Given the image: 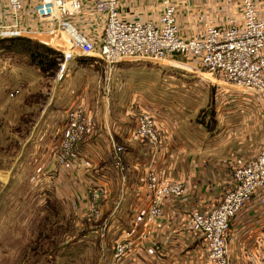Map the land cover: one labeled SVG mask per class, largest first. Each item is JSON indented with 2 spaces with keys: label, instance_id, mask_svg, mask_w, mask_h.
Masks as SVG:
<instances>
[{
  "label": "crops",
  "instance_id": "obj_1",
  "mask_svg": "<svg viewBox=\"0 0 264 264\" xmlns=\"http://www.w3.org/2000/svg\"><path fill=\"white\" fill-rule=\"evenodd\" d=\"M80 2L81 8L74 22L95 40L101 33L104 18L92 12L93 0ZM142 6L144 0H119L122 16L127 19L145 18L146 12L136 10ZM177 22L184 37H193L191 30L199 25L182 16L177 17ZM49 41L52 43V40ZM178 58L165 61H169L168 66L175 67L177 64L179 68L196 74L197 68L175 62ZM132 67L130 60L119 62L106 81L105 69L94 66L91 58L75 56L67 62L64 79L58 83L55 97L68 104L67 114L79 110L88 125L77 151L61 167L64 183L61 194L71 201L74 195L86 199L91 190H100V206L105 218L98 231L101 232L106 225L104 230L111 237L128 239L135 244L134 255L122 259V263L197 264L207 254L206 245L201 237L188 230L186 220L193 210L210 211L218 206L231 185L227 170L245 165L257 157L261 142L257 150L242 145L246 139L249 142L250 136L262 127L261 114L259 111L243 114L241 110L224 114L229 120L236 121V129H227L232 126L228 123L224 127L222 147L214 150L211 146L212 129L207 135L206 126L204 130L201 124L197 127L196 115L190 117L181 110L174 114V110L168 107L167 111L161 106L157 112L153 111L160 143L157 161H151L149 145L134 137L137 119L134 112L138 108L139 111L150 112L145 104L149 87L133 88V77L129 75ZM161 83L162 92L169 90L172 93L182 85L173 80ZM192 84L194 87L199 85L197 82ZM237 91L231 92L230 100L235 107L241 108L245 101ZM54 92H50L52 97ZM133 104L136 109H133ZM59 120L61 123H56V127L62 130L66 118L62 115ZM243 131H246L243 137L236 136L234 139L233 132ZM113 144L124 149L123 171L114 165ZM251 151L252 155L249 154ZM221 152L226 157L221 156ZM151 168L159 178L181 183L184 195L177 199L165 198L163 215L152 223H146V211L151 201L146 175ZM100 238V243H104L103 237ZM228 243L229 264H264V190L255 195L246 210L231 222Z\"/></svg>",
  "mask_w": 264,
  "mask_h": 264
},
{
  "label": "rangeland",
  "instance_id": "obj_2",
  "mask_svg": "<svg viewBox=\"0 0 264 264\" xmlns=\"http://www.w3.org/2000/svg\"><path fill=\"white\" fill-rule=\"evenodd\" d=\"M175 2L177 17L182 16L186 20L199 23L195 30H191L192 36L201 34L202 23L207 18L221 23L228 16L238 17L240 12V0ZM36 4L37 0H25L23 9L17 15H13L5 7H0V25L15 26L8 30L0 29V264H129L122 263L121 260L117 263L116 259H112L115 243L128 239L111 237L104 230L106 225L101 232L98 231L105 218L101 201L100 216L97 217L89 212L91 195H86V199L74 195L70 201L66 195L61 194L64 186L61 167L72 158L85 134L67 161L58 160L62 130L56 127V123H61L59 118L62 115L66 118L69 106L62 99H57L55 93L65 74L60 80L56 78L59 71L57 57L52 65L48 64L43 68L32 63L30 54L41 50L34 42L56 51L53 47L56 42L51 36L63 38V34L58 22L35 19ZM136 10L146 12L145 18L157 17L161 13L160 0H144V6L137 7ZM92 12L96 16L103 14L93 8ZM3 30L11 33L5 34ZM32 33L43 35L33 37L29 35ZM12 36L18 38L8 40L7 37ZM130 62L133 64L129 74L133 77V88L136 90L149 87L145 104L150 112H143L154 113L153 111L157 112L163 106L167 111L168 107L174 110V114L181 110L190 117L196 115L194 118L197 127L201 124L204 130L206 126L207 135L212 129L211 146L215 150L222 147L224 127L229 123L232 126L227 129H236V121L229 120L224 114L234 110H241L243 114L259 111L262 127L250 136L249 142L246 139L242 146L257 150L259 142L263 143L264 102L254 95L231 88L209 76L204 70L193 74L179 68L180 65L177 64L171 67L145 60ZM175 62L193 65L184 58H178ZM163 80L179 81L182 85L174 93L169 90L162 92L160 85ZM192 82H197L198 87H194ZM53 90L55 92L52 97L50 92ZM233 90H238L239 95L244 98L241 108L235 107L230 100ZM174 96L176 97L173 98ZM134 106L135 104L133 109H136ZM143 112L138 108L134 112L136 118ZM245 132H241L242 135H239L240 132H233L234 139L236 136L243 137ZM252 153L249 152L250 155ZM223 155L225 154L221 152V156ZM157 158L156 154L150 153L151 161H157ZM234 170H227L231 180ZM151 171L152 168L148 172ZM159 179L166 181L161 177ZM191 214L186 220V226ZM100 237H103L104 243H100ZM197 264H208L207 256Z\"/></svg>",
  "mask_w": 264,
  "mask_h": 264
},
{
  "label": "built area",
  "instance_id": "obj_3",
  "mask_svg": "<svg viewBox=\"0 0 264 264\" xmlns=\"http://www.w3.org/2000/svg\"><path fill=\"white\" fill-rule=\"evenodd\" d=\"M24 1L0 0V7L17 15L23 9ZM160 5L161 13L155 18L127 19L122 16L119 0H93V9L103 13L100 16L104 18L101 33L94 40L74 22L81 8L80 0H37L35 19L58 22L63 34V38L51 36L56 42L53 47L59 52L56 78L62 79L67 62L75 56L91 58L94 66L104 67L106 81L117 64L124 60L154 62L179 57L231 88L264 102V0H240L238 17L228 16L220 24L207 18L202 23L201 34L193 37H184L181 33L175 0H160ZM11 27L15 26L0 25V29L5 30ZM5 30L3 33H11ZM87 125L88 121L79 110L67 114L58 160L64 162L72 156ZM134 137L145 141L151 154L157 153L160 139L153 113L143 112L138 116ZM122 153L123 147L113 144V162L120 171L124 170ZM231 182L218 206L207 212L194 211L188 221V230L205 242L208 264H229L231 222L246 210L255 195L264 190V141L255 159L235 168ZM146 186L151 193L146 223L162 216L165 198L177 199L184 195L181 183L162 181L153 170L147 173ZM101 196L100 190H91L89 212L92 216H100ZM133 244L130 240L117 241L113 247L114 259L133 256Z\"/></svg>",
  "mask_w": 264,
  "mask_h": 264
},
{
  "label": "trees",
  "instance_id": "obj_4",
  "mask_svg": "<svg viewBox=\"0 0 264 264\" xmlns=\"http://www.w3.org/2000/svg\"><path fill=\"white\" fill-rule=\"evenodd\" d=\"M8 40H13L14 38H18L16 36L7 37ZM36 46H39L41 50H38L37 52H31L30 54L32 63H35L37 66L45 68L48 64L52 65L54 61L56 60V57L59 56V53L54 51L52 48L44 46L42 44H39L38 42H34ZM177 60V59H176ZM42 68V69H43Z\"/></svg>",
  "mask_w": 264,
  "mask_h": 264
},
{
  "label": "bare ground",
  "instance_id": "obj_5",
  "mask_svg": "<svg viewBox=\"0 0 264 264\" xmlns=\"http://www.w3.org/2000/svg\"><path fill=\"white\" fill-rule=\"evenodd\" d=\"M33 36V35H39L38 33H32V34H30V36ZM154 62H157V63H161V64H163V65H166V66H168L169 65V61H161V60H155ZM196 71H199V72H202V71H200L199 69H197ZM204 74V73H203ZM210 76V75H209Z\"/></svg>",
  "mask_w": 264,
  "mask_h": 264
}]
</instances>
